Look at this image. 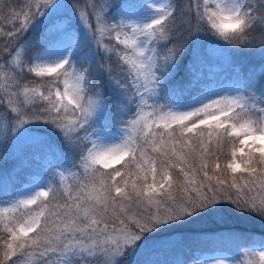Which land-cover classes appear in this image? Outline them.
I'll list each match as a JSON object with an SVG mask.
<instances>
[{
    "label": "snow or ice",
    "instance_id": "snow-or-ice-1",
    "mask_svg": "<svg viewBox=\"0 0 264 264\" xmlns=\"http://www.w3.org/2000/svg\"><path fill=\"white\" fill-rule=\"evenodd\" d=\"M201 33L238 57L227 87L187 58ZM0 45V134L43 125L59 149L0 199V264H151L168 233L264 226V0H3Z\"/></svg>",
    "mask_w": 264,
    "mask_h": 264
},
{
    "label": "trees",
    "instance_id": "trees-1",
    "mask_svg": "<svg viewBox=\"0 0 264 264\" xmlns=\"http://www.w3.org/2000/svg\"><path fill=\"white\" fill-rule=\"evenodd\" d=\"M3 2V0H0ZM21 0H12L14 6L18 5ZM70 0H68V3ZM75 23V21H73ZM79 25H77L78 27ZM213 42V37L207 33H201L198 44H193V50L188 53V59L191 60L195 52L207 57L206 62L200 67V71L204 72L213 64L217 63L220 70H223V76H230L234 73V68L230 62L233 58L229 54L214 53L209 43ZM115 41L110 40V45ZM2 47V45H0ZM244 56L252 63L258 64L260 57L256 49H246ZM97 62L102 64L110 63L113 71L119 75L120 69L117 67V59L113 55L109 61L101 55H97ZM93 67H95L93 65ZM191 67V65H189ZM123 79V76H119ZM102 83L96 80L95 84L99 86ZM123 125L119 120H113L109 117L108 128L114 129ZM31 130L41 131L36 137L23 141L21 144H13L12 135L5 138L0 134V195L9 196L16 191L23 182L31 179V174L35 171L43 173L47 178L49 169H38L37 156L45 154L50 155L53 161V151L59 154L57 148L56 137L51 133L50 129L43 125H32ZM51 145V149L48 147ZM13 146V148H12ZM76 157L68 155L64 164L70 165L75 162ZM223 163V158L221 160ZM6 187L7 195H3ZM193 230H181L168 233L156 242L154 248L150 249L144 257L151 264H188L194 261L202 250L222 249L227 250L237 256L243 264H247V260L242 254L251 243L264 242V226L255 220L237 221L229 219L226 223L207 220L203 223L193 225ZM196 251V252H195Z\"/></svg>",
    "mask_w": 264,
    "mask_h": 264
},
{
    "label": "rangeland",
    "instance_id": "rangeland-1",
    "mask_svg": "<svg viewBox=\"0 0 264 264\" xmlns=\"http://www.w3.org/2000/svg\"><path fill=\"white\" fill-rule=\"evenodd\" d=\"M65 3H68V0H64ZM200 39V38H199ZM199 42V40H198ZM198 42L194 43V44H198ZM105 43L110 44V40H105ZM208 47L211 48V50L216 53V45H214L213 42H210ZM219 53V52H217ZM220 66L217 63H213L208 69L207 71H203L201 70V73L203 74V78L212 83L213 85H215L217 88H224L227 87L228 84L231 82V79L234 75V73H231L230 76H223L224 72L223 70L219 69ZM123 125H120L114 129H109V131H111L112 133L118 134L117 133V129L122 128ZM41 131L37 132V131H33L30 130L29 133L22 138H16L12 136V142L13 144H15L17 146V144H21L23 141L32 139L34 137H36L38 134H40ZM13 148V146H12ZM38 161H37V166L38 169H49L50 164L49 161L50 160V155L49 154H45L43 156H37ZM65 166H68L67 164H64ZM44 179V175L41 172L35 171L31 174V179L28 181H25L22 183V185L16 190V191H21L23 190V188L28 186V182L30 181H35L37 179ZM8 196H1L0 195V199H7ZM219 222V221H218ZM264 243V242H263ZM262 243H251L249 244V246L244 249L243 251V258H245L247 261L251 259L250 255H244L245 252L251 253L253 251L259 252L261 249L260 245ZM196 252V251H195ZM217 260H225L228 262V264H241V260L235 256L233 253L227 251V250H222V249H213V250H202L199 252V256L192 262H189L188 264H213L214 261Z\"/></svg>",
    "mask_w": 264,
    "mask_h": 264
}]
</instances>
